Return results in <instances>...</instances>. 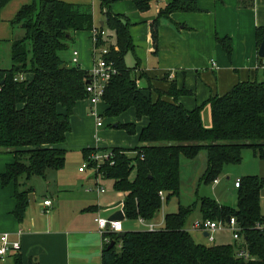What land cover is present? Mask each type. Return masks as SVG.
Segmentation results:
<instances>
[{"label": "trees", "instance_id": "obj_1", "mask_svg": "<svg viewBox=\"0 0 264 264\" xmlns=\"http://www.w3.org/2000/svg\"><path fill=\"white\" fill-rule=\"evenodd\" d=\"M10 0H0L4 7ZM116 1V0H113ZM105 6L104 25L96 26L93 6L62 0H32L23 5L12 20L22 36L12 40V64L0 62V149L14 154V162L0 175L3 185L16 184L15 215L20 219L30 204L31 188H25L33 176L45 177L51 170L65 167L67 152L60 147L71 130V117L77 103L88 99L89 71L72 65L61 56L70 43H76L78 31L106 30L99 35L98 47L109 49L108 59L115 62L118 73L106 88L102 101L104 118L120 117L133 109L138 122L146 120L139 133V146L125 149L110 147L114 164L106 163L100 171L113 181L114 189L124 194L127 219L143 218L153 222L166 201L179 197L182 159L194 160L206 152V183L218 179L227 164L242 161L245 148L264 158V81L240 82L224 95H214L207 102L211 110L210 127L202 119V107L187 109L177 98L176 84L159 91L139 87L135 68L125 58L133 51L131 22ZM145 14L159 0H131ZM178 10L198 11L195 0H175L151 23V38L159 49V25ZM259 45L264 27L257 31ZM230 57L229 38H218ZM4 41H0V49ZM127 134L138 132L136 122L118 123ZM97 149H86L85 158ZM24 179V182L21 180ZM264 178L251 175L240 179L238 205H219L211 197L200 198L202 218L227 221L235 216L242 227L243 244L198 243L186 229L195 207L181 205L165 217L159 231H128L124 237L111 233L104 242L103 264H264V225L261 190ZM115 245L109 248L111 241ZM241 250L247 257L239 255ZM14 264H25L20 253L12 255ZM29 264H35L31 261Z\"/></svg>", "mask_w": 264, "mask_h": 264}, {"label": "crops", "instance_id": "obj_2", "mask_svg": "<svg viewBox=\"0 0 264 264\" xmlns=\"http://www.w3.org/2000/svg\"><path fill=\"white\" fill-rule=\"evenodd\" d=\"M91 1L79 0L78 4H91ZM173 1L175 0L154 2L145 14L131 0H120L113 4V12L124 15L131 22L130 34L134 46L131 53L135 62L132 67L127 65L135 68L139 87L151 89L155 98L159 91H168L170 84L175 83L177 97H166L177 98L189 110L203 106V123L210 127L211 110L207 102L212 96L224 95L240 82L264 81V57L259 55L257 35L258 29L264 27V0H195L198 11L178 10L171 14L170 19H164L160 23L159 49L155 50L151 38V23ZM30 3L32 0H10L4 7H0V41L12 47L13 38L21 35L12 20L23 5ZM76 36L80 49L79 64L90 71L95 64L92 31H78ZM219 37L231 40L230 57L219 43ZM67 61L72 62V57ZM93 108L88 99L77 103L71 117V130L65 142L60 145L69 158L74 155L83 161L86 149L111 146L130 149L140 145L139 133L147 121L138 122L133 109L120 117H103L105 124L110 120H115V123H137V134H128L134 138L124 137L125 144L117 145L115 140L107 144L100 139V136L113 138L114 135L113 132L106 131L105 125H97L92 114ZM96 108L103 114L106 104L100 101ZM202 157L207 167V158L204 154ZM242 157L240 163L227 164L223 169L221 176H225L228 188L237 191V200L231 205L221 204L216 200L221 206L237 208L238 179L251 175L264 178V158L251 148L243 149ZM14 159V154L0 149V175ZM79 167L78 164L72 167L71 162L66 160L64 168L51 170L45 177L33 176L26 186H21L20 188H31L29 195L33 194V202L30 200L20 219L15 215L16 184L3 185L0 178V234L22 231L20 236L12 235L13 240H20V249L12 250L8 256L20 253L25 264L31 261L35 264H103L104 240L96 218H109L119 210L124 211L125 197L115 189L113 194H109L107 188L103 193L97 189L87 191L88 187L96 186L95 173L92 170L91 174L86 175L87 169L81 172ZM220 177L217 182H212L213 185L219 184ZM105 180L106 184H114L110 179ZM48 199L51 200V205L44 204ZM169 201L170 199L167 200ZM181 205L187 204L179 201L176 209L171 208L172 206L168 209V206L163 213L161 208L153 222L158 224L162 217L165 222L166 214L177 212ZM261 212L264 216V187L261 190ZM199 218H202V214L198 208L187 220L186 229ZM132 230H145V227L138 219L124 217L121 232ZM192 233H200L203 238L208 239L206 232L191 231ZM215 237L214 242L208 240L209 243L205 245L243 244L235 240L228 230L218 231ZM8 256L0 258V264H8Z\"/></svg>", "mask_w": 264, "mask_h": 264}, {"label": "built area", "instance_id": "obj_3", "mask_svg": "<svg viewBox=\"0 0 264 264\" xmlns=\"http://www.w3.org/2000/svg\"><path fill=\"white\" fill-rule=\"evenodd\" d=\"M106 30H93L91 41L93 53L95 55V64L89 71L90 83H87L86 90L88 92V100L91 105L94 107L92 114L97 120V125L99 127L104 126V120L102 114L97 110L96 105L102 101L103 96L105 95L106 88L112 78L118 73V69L115 66L113 60L108 59L109 49L107 47H98L99 35H106ZM72 62L75 64L80 63V51L74 49L72 54ZM115 153L112 148H100L96 151H93L87 155L84 159L83 165L79 168V171L84 172L86 169L90 168L95 173L96 186L88 187L87 191H93L97 189L98 192H105L106 188L103 184L100 183L104 179V172L100 171V168L106 164H114ZM218 179L215 180L217 182ZM240 185V179L236 181V186ZM163 196V200H164ZM45 205H51V200H45ZM124 212V211H123ZM125 216V213H124ZM140 224L145 227L147 231H159L162 229L159 224L155 222H147L143 218H138ZM96 222L99 227V232L103 237L105 243L110 242V238L107 236L111 233H121L122 231V221L109 219L108 217L98 216ZM258 227L261 230H264V225L258 224ZM188 231H201L207 232L208 239L211 242L216 240V233L222 230H228L232 233L233 238L237 241H242L243 236L241 235L242 227H240L237 218L235 216H230L227 221H214L211 219L199 218L196 219L191 227L187 229ZM22 231L16 233L6 232L0 234V258L6 257L12 250L20 249L21 242L20 240H13L12 235L20 236ZM240 256L247 257L249 254L246 250H241L239 252Z\"/></svg>", "mask_w": 264, "mask_h": 264}, {"label": "rangeland", "instance_id": "obj_4", "mask_svg": "<svg viewBox=\"0 0 264 264\" xmlns=\"http://www.w3.org/2000/svg\"><path fill=\"white\" fill-rule=\"evenodd\" d=\"M62 1L78 3L79 0H62ZM109 1H113V0H109ZM117 1H120V0L111 2L112 10H113V4L117 3ZM91 4L93 6L96 26H100V21L104 19V11H105L103 0H92ZM18 30H20V33H21V35H19L20 37L23 35V30H21L20 28ZM75 48L78 49L79 45L77 43H70L69 47L65 51L61 52V56L65 60H71L72 51ZM78 50L80 51V49ZM0 62H1L2 67L4 68H9L12 64L11 46L5 43H2V46L0 49ZM126 62L131 67L134 65V62H135L134 55L131 52L128 53L126 57ZM70 63L72 65H77L73 62H70ZM117 124L118 123H115V120H110L106 122L105 124V120H104V125H105L104 128L106 129L107 132H113L114 136L113 138L100 136V139L106 142L107 144H111L114 142L113 140H115V142H117V145H121V144H125L126 138L124 137H127L129 139L134 138L133 136H128V134H126V131L124 129L117 128L118 126ZM126 145H129V144L127 143ZM203 154L204 156H206V152H203L201 155H199L196 158V160H193V161L187 160L185 158L182 159L181 195L179 198L177 196H172L169 202H167L166 198H164L163 204H162V213L165 212L168 206H169L168 209H170L171 206H172L171 208L176 209V206L178 205L179 201H181L182 204H187L183 206L195 207V210H197L199 208V204L197 202H199L200 198L202 197H211L219 201L221 204L223 203V204H228V205L234 204L235 200H237V195H236L237 191H232L230 188H228L229 185L227 184V181L224 175L220 177L219 184L213 185V183H206L204 181L203 172L205 170L206 163L203 160V157H202ZM70 158H72V160ZM70 158L69 156H67V162H71L72 167L74 165L77 166V164L78 166L81 167L83 163L85 162L84 160L80 161V158H77L74 155H72ZM91 173H92V169L91 170L87 169L85 174L88 175ZM34 178L41 179L40 177H34ZM104 180L100 181V183L103 184L104 186L107 185L105 187L107 188V192L109 194H113L114 193L113 185L109 183L106 184V180L105 181ZM107 181L110 182V180H107ZM158 224L162 228L165 227L164 217H162V219L159 221ZM192 236L200 244H207L210 241L209 239L203 238L200 233H192ZM6 260H8V264H13L12 256H8Z\"/></svg>", "mask_w": 264, "mask_h": 264}, {"label": "water", "instance_id": "obj_5", "mask_svg": "<svg viewBox=\"0 0 264 264\" xmlns=\"http://www.w3.org/2000/svg\"><path fill=\"white\" fill-rule=\"evenodd\" d=\"M102 25H104V22L102 21ZM259 55L261 57H264V38L263 41L261 42L260 48H259ZM87 83H90V80L87 81ZM117 126V125H116ZM30 200L33 202V194L29 195ZM124 212L122 210H119L117 212H115L113 215H111L109 217V219H115V220H124ZM127 232H121L119 233V237H124L126 235ZM206 235H208V233H205ZM115 245V240L111 241L109 248H111L112 246Z\"/></svg>", "mask_w": 264, "mask_h": 264}]
</instances>
